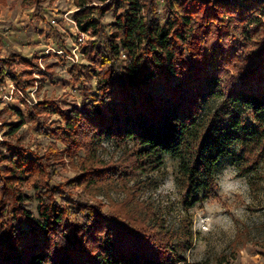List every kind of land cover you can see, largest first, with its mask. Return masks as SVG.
<instances>
[{"label": "trees", "instance_id": "trees-1", "mask_svg": "<svg viewBox=\"0 0 264 264\" xmlns=\"http://www.w3.org/2000/svg\"><path fill=\"white\" fill-rule=\"evenodd\" d=\"M78 5L82 32L104 39L88 47L99 70L75 66L84 111L65 113L45 100L27 118L64 146L61 153L79 158L81 174L72 183L96 188L127 182L160 170L170 155L180 160V183L193 207L217 198L216 170L226 157L243 174L264 164V0H110L99 15H117L111 34L86 0ZM161 5L163 21L156 18ZM8 76L22 86L13 71ZM92 80L100 86L97 95ZM48 114L63 124L42 122ZM26 122L12 125L13 132ZM108 136L132 146L128 159H100ZM58 155L57 149L41 154L21 145L0 150V264L183 261L176 234L164 225L119 217L54 187ZM24 181L36 189L37 217L24 208Z\"/></svg>", "mask_w": 264, "mask_h": 264}, {"label": "rangeland", "instance_id": "rangeland-1", "mask_svg": "<svg viewBox=\"0 0 264 264\" xmlns=\"http://www.w3.org/2000/svg\"><path fill=\"white\" fill-rule=\"evenodd\" d=\"M79 1L36 0L29 5L8 0L0 5V150L6 154L10 145L41 154L57 149L56 176L51 182L54 187L62 186L84 203H100L105 212L119 217L128 215L153 227L164 225L177 236L175 245L183 258L179 264H264V164L243 174L233 157H226L216 170L217 198L193 207L186 203V190L180 183V160L170 155L164 157L158 171L140 173L123 183L86 188L71 182L81 174L79 158L61 153L64 146L38 133L28 121L29 112L45 100H54L65 113L84 111L82 82L75 66L98 67L88 47L93 41L102 44L104 39L79 28L76 14L83 9ZM109 1L86 0L107 34L115 31L117 15L99 14ZM140 2L148 5L150 0ZM164 17L161 5L156 18L163 21ZM81 37L84 42H80ZM126 59L123 55L122 60ZM10 71L19 76L22 86L26 85L25 92L8 76ZM92 85L97 95V80H92ZM246 120L250 121L248 117ZM21 121L27 122L13 132L12 125ZM41 121L52 127L63 124L56 114L44 115ZM130 149L132 146H121L108 136L98 156L106 164L121 163L128 159ZM169 181L173 182L171 188L167 187ZM21 184L24 208L37 217L36 189L25 181Z\"/></svg>", "mask_w": 264, "mask_h": 264}, {"label": "clouds", "instance_id": "clouds-1", "mask_svg": "<svg viewBox=\"0 0 264 264\" xmlns=\"http://www.w3.org/2000/svg\"><path fill=\"white\" fill-rule=\"evenodd\" d=\"M167 187H169V188L173 187V182L169 181L168 184H167Z\"/></svg>", "mask_w": 264, "mask_h": 264}, {"label": "built area", "instance_id": "built-area-1", "mask_svg": "<svg viewBox=\"0 0 264 264\" xmlns=\"http://www.w3.org/2000/svg\"><path fill=\"white\" fill-rule=\"evenodd\" d=\"M55 23V21H53ZM80 42H84V39L81 37L80 39Z\"/></svg>", "mask_w": 264, "mask_h": 264}]
</instances>
